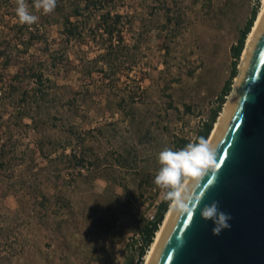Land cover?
<instances>
[{
	"label": "rangeland",
	"instance_id": "1",
	"mask_svg": "<svg viewBox=\"0 0 264 264\" xmlns=\"http://www.w3.org/2000/svg\"><path fill=\"white\" fill-rule=\"evenodd\" d=\"M26 3L39 38L24 48L28 24L16 0H0V47L14 60L0 63V142L12 158L0 169V264H135L139 227L163 198L153 183L158 154L194 138L231 79L225 104L241 62L231 77L230 47L262 0H112L131 58L110 80L93 60L94 42L85 34L66 41L59 12ZM28 65L43 72L37 108L34 80L8 86ZM17 107L31 108L28 126L16 127ZM72 154L87 164L77 167Z\"/></svg>",
	"mask_w": 264,
	"mask_h": 264
},
{
	"label": "water",
	"instance_id": "2",
	"mask_svg": "<svg viewBox=\"0 0 264 264\" xmlns=\"http://www.w3.org/2000/svg\"><path fill=\"white\" fill-rule=\"evenodd\" d=\"M210 145L214 167L189 180L194 214L175 205L149 264H264V12L242 72ZM231 216L213 235L205 204Z\"/></svg>",
	"mask_w": 264,
	"mask_h": 264
},
{
	"label": "trees",
	"instance_id": "3",
	"mask_svg": "<svg viewBox=\"0 0 264 264\" xmlns=\"http://www.w3.org/2000/svg\"><path fill=\"white\" fill-rule=\"evenodd\" d=\"M79 1L80 0H57L55 10L62 15V33L65 35L66 41L71 39H79L85 34L92 42H94L101 49V53L97 54L95 58H93V60L95 63L101 64L99 69L103 72L104 79L110 80L113 75H115V68H119L120 65L128 63L131 58V54H129V50L131 47L127 46V44L124 42L122 34L123 28L125 26L123 16L116 10H114L113 12L110 6H108L112 0ZM257 10V6L252 9L250 18L243 26L235 44L230 47V52L234 61L230 74L231 77H233L237 72L236 61L240 57L245 38L251 28ZM30 28V25H26L27 36L25 39L22 38L23 36H19L18 41L21 42L24 48H27L29 44H32L33 41L39 38V36L38 38L34 36L32 29ZM86 41H88V39H86ZM133 47H135L134 44L132 48ZM61 58V54L58 56L53 55L51 57V64L53 66H56L57 62H59ZM11 61H14L11 53L7 52L6 48L1 46V65L5 68L11 65ZM2 78L3 75L0 74V94H3L2 91L5 87ZM7 79L8 86L14 89L16 88L12 84L14 79H18L19 83L23 82L24 79L34 80L37 85L33 90V101L36 108L39 105L38 97L39 99H41L42 96L46 95V93L43 91V72L36 69L32 65L22 66L18 68V71L14 75L8 76ZM45 79L47 80V78ZM230 80L231 79H228L223 85L222 90L218 96L216 106L210 110L207 120L202 122L200 128L196 131L194 138H180L177 150L184 148L189 143H198L201 138L206 141L213 127L214 121L216 120L219 112L222 109V105L225 101L226 95H228L231 90ZM26 94L27 91L23 90L22 95L20 96V102L25 101ZM30 109L31 108L29 107H17L14 114L16 127L22 128L28 126V124L24 122L25 118L33 121L34 116H32ZM185 110H190V107L185 106ZM8 127L9 126H7L6 131L11 133V130L8 129ZM6 131H4V133H6ZM5 144V140L0 142V169L6 167L5 165L7 164V159H9V163L12 159L5 157ZM13 148H15V146H13ZM71 156L76 160V165H78L77 167L83 168L87 164L85 156H77L76 154H72ZM40 197L41 200L37 203L44 204V202L47 201L48 197L44 194H41ZM170 202L171 201L162 198L161 202L156 208L153 217L149 220L143 221L141 226L139 227L142 244L138 249L136 256L137 261L135 262V264H141V259L146 254L151 243L153 242L156 232L163 221L164 215L168 209ZM129 261V264H132L133 258H130Z\"/></svg>",
	"mask_w": 264,
	"mask_h": 264
},
{
	"label": "clouds",
	"instance_id": "4",
	"mask_svg": "<svg viewBox=\"0 0 264 264\" xmlns=\"http://www.w3.org/2000/svg\"><path fill=\"white\" fill-rule=\"evenodd\" d=\"M16 4V15L21 24L31 25L38 21L39 17L30 13L26 0H16ZM56 5L57 0H34V7L45 15L52 13ZM158 160L161 167L154 176V185L162 190L165 200L174 202L189 215L194 214L202 198L193 201L186 181L215 167L213 147L201 138L198 143H189L179 150L164 148L158 154ZM200 214L203 219L213 221V235L230 227L231 216L219 210L217 201L205 204Z\"/></svg>",
	"mask_w": 264,
	"mask_h": 264
},
{
	"label": "bare ground",
	"instance_id": "5",
	"mask_svg": "<svg viewBox=\"0 0 264 264\" xmlns=\"http://www.w3.org/2000/svg\"><path fill=\"white\" fill-rule=\"evenodd\" d=\"M263 12H264V0H262V3H261V5L258 8V10L256 12V16L254 18V21H253V23L251 25V28H250V30H249L246 38H245L244 46L242 48L241 55H240V60H241L240 65H239L240 73H239L238 76L235 77V81H234V85H233L234 88H233L231 94L228 96V99L226 100L225 104L223 105V108L220 111V113L218 114L216 120L214 121L213 127H212V129H211V131H210V133H209V135H208V137L206 139V141L209 144H210V142H211L216 130L218 129V127H219V125H220V123H221V121H222V119L224 117L226 109H227V107L229 105V102H230L232 96H233L234 90H235V88H236V86L238 84V81H239V78H240V75H241V72H242V68H243L245 57L247 55V52L249 50V47H250V44H251V41H252V38H253V35H254L255 30H256V28L258 26V23H259L262 15H263ZM190 179L191 178H189L186 181L187 184H188ZM175 205L176 204L174 202H172V201L170 202V204L168 206V209H167V211H166V213L164 215L163 221L160 224V227H159V229L156 232V235L154 237L153 242L151 243V245H150L149 249L147 250L146 254L144 255V259L141 262V264H149L150 263V261L152 259V256L154 254V251H155V249L157 247V244L159 242V239H160V237L162 235V232L164 230V227H165V225H166V223L168 221V218H169L171 212L173 211Z\"/></svg>",
	"mask_w": 264,
	"mask_h": 264
},
{
	"label": "snow or ice",
	"instance_id": "6",
	"mask_svg": "<svg viewBox=\"0 0 264 264\" xmlns=\"http://www.w3.org/2000/svg\"><path fill=\"white\" fill-rule=\"evenodd\" d=\"M215 167L219 168L220 167V164L219 163H216L215 164ZM191 217V215H189V218Z\"/></svg>",
	"mask_w": 264,
	"mask_h": 264
}]
</instances>
